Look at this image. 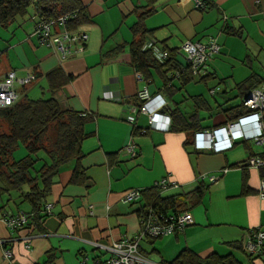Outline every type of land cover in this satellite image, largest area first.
<instances>
[{"label":"crops","instance_id":"crops-1","mask_svg":"<svg viewBox=\"0 0 264 264\" xmlns=\"http://www.w3.org/2000/svg\"><path fill=\"white\" fill-rule=\"evenodd\" d=\"M82 1L90 21L79 31L88 40L66 59L41 42L29 16L0 28V82L10 72L17 78L34 75L15 90L19 99H43L51 96L48 74L61 69L67 80L55 94L60 108L90 117L84 127L89 137L82 144L86 180L73 182L75 160L62 166L47 197L45 210L50 205V211L38 227H8L5 216L31 210L27 203L18 205V194H11L7 208L0 210V264H95L103 252L96 244L111 246L140 233L143 208L147 210L151 199L143 191L161 180L169 184L163 197L202 185L207 191L190 210L193 222L186 229L141 242L146 257L152 260L153 253L157 262L169 264L188 249L202 258L232 254L241 264H264V253L251 256L246 250L253 232L264 230V198L259 195L263 170L244 167L251 155L264 154L262 147L254 148V120L245 115L237 120L241 126L230 149L205 152L196 148V135L148 129V116L131 110L139 92L147 89L153 97L151 108L162 98L161 111L170 118L168 111L179 108L188 118L199 112L205 130L224 125L222 108L239 105L250 92L241 97L238 87L254 74L264 77V0H198L207 3L204 8L196 0ZM141 20L145 44L153 39L160 48L175 51L181 67L184 61L177 50L186 41L217 42L220 52L209 63L208 74L183 83L171 71L170 91L157 68L145 74L139 70L130 49L141 41L134 31ZM114 96L123 101H113ZM236 98L241 101L233 104ZM203 112L213 123H203ZM129 116L136 121L128 122ZM131 144L135 155L127 150ZM43 160L50 162L47 155ZM131 190H140L141 197L126 202ZM6 249L12 251L9 258Z\"/></svg>","mask_w":264,"mask_h":264},{"label":"trees","instance_id":"trees-1","mask_svg":"<svg viewBox=\"0 0 264 264\" xmlns=\"http://www.w3.org/2000/svg\"><path fill=\"white\" fill-rule=\"evenodd\" d=\"M31 8H33L32 11ZM25 16L31 17L35 31L39 23H47L67 16L66 29L71 33H80L79 28L90 21L82 0H0V28H7L18 18ZM142 23L141 20L134 29L135 34L141 36V41L133 43L130 49L132 61L136 67L144 74L145 70L147 71L150 67L157 68L165 80V86L170 91L174 90L168 86L172 78H168L167 73L171 71H181L179 80L183 83L192 81L194 77L186 68V64L184 63L181 67L176 62L175 51H169L171 57L162 65L157 62L150 50L144 49L147 31ZM48 80L51 91L48 99L34 100L27 96L22 99L18 97L13 105L0 107V210L7 208L11 194H18L17 198L20 199L18 205L27 203L31 208L26 213L29 223L22 228L40 226L41 220L46 216L45 207L51 185L62 166L75 160L73 182L83 183L86 180L85 171L81 166L82 144L89 137L84 127L90 117L87 114L64 111L60 108L55 94L67 80L61 69L48 74ZM262 85H264V77L259 78L254 74L238 87L240 96L245 97L249 91ZM222 109V113L227 117L225 124L236 121L250 112L244 106L243 100L237 106ZM168 112L172 119L170 131H182L196 135L206 129L201 124L199 112L189 118L179 108ZM21 145L26 147L28 155L15 160L14 153ZM40 151L46 153L50 162L42 161L39 157ZM41 161L42 164L37 167L38 162ZM262 170L263 178L264 169ZM206 191L207 186L202 185L189 193L163 197L162 191L154 186L152 189L143 191L147 196L151 195L150 204L147 210L143 208V213L152 210L176 215L183 211H190L201 201ZM229 245L234 248L241 247L236 243H229ZM169 264H241V262L232 254L213 253L202 258L186 249Z\"/></svg>","mask_w":264,"mask_h":264},{"label":"built area","instance_id":"built-area-1","mask_svg":"<svg viewBox=\"0 0 264 264\" xmlns=\"http://www.w3.org/2000/svg\"><path fill=\"white\" fill-rule=\"evenodd\" d=\"M198 7H207L206 2L196 0ZM67 16L60 17L56 20H51L47 23H39L36 27V33L40 37L43 44L54 47L61 54L62 59H66L75 54V46L84 44L88 40L87 34L71 33L66 27L65 23ZM57 30V33L54 32ZM61 30V31H60ZM144 49L150 50L155 59L160 64H165L171 57L168 50L162 49L157 45L153 39H149L144 45ZM220 52V46L215 41L209 43L190 42L186 41L177 53L183 54L186 59V68L190 70L194 78H203L208 74L209 63L215 55ZM183 71V70H182ZM181 71H176L174 77L179 79ZM34 76H28L21 79V85H26L34 80ZM18 80L15 72L7 74L5 79L0 82V107H8L14 104L18 99V94L15 90L16 81ZM168 86H172L170 82ZM212 93L215 90L211 91ZM156 98H159L156 97ZM115 102H122L123 98L114 96L111 98ZM138 102L131 106L134 114H146L149 118V128L155 130H169L171 126V118L161 112L164 109L165 103L160 100V104L152 109L151 103L153 97L147 89L139 92L137 95ZM244 106L249 109L247 118H252L256 126V134L252 141L254 144L263 147L264 149V85L260 88H255L243 100ZM128 122L134 123L136 116H129ZM240 122L233 121L222 126L205 130L196 134L194 143L199 151H213L222 152L230 149L236 141L235 135L240 130ZM128 152L135 155V146L133 144L128 146ZM253 167L259 170L264 169V157L258 154L249 157L244 163V167ZM228 169L224 170V173ZM212 182L215 177L210 178ZM169 184L166 180H161L156 184L161 191L166 190ZM259 195L264 198V178L261 179ZM141 197L140 190H131L125 195L126 202H135ZM50 205H47V212L50 211ZM8 227L11 229L22 228L29 223L27 214L8 215L4 218ZM192 215L190 211H185L179 214H169L160 211L144 212L141 216L142 229L140 233L131 240L124 239L113 243L111 246H101L96 244L95 247L100 248L103 252L96 257L95 264H159L155 263L146 257L140 251V244L145 239H157L160 237L176 235L182 232L187 225L192 223ZM27 248H31L30 243ZM248 254L251 256H260L264 253V230L259 229L253 232L252 239L246 246ZM106 254V255H104ZM6 257L12 256V251L6 249Z\"/></svg>","mask_w":264,"mask_h":264},{"label":"rangeland","instance_id":"rangeland-1","mask_svg":"<svg viewBox=\"0 0 264 264\" xmlns=\"http://www.w3.org/2000/svg\"><path fill=\"white\" fill-rule=\"evenodd\" d=\"M31 11L33 10V8H31L30 9ZM182 57H183V61H184V63H186V59H185V57H184V55L183 54H180ZM25 78H27V76L25 77ZM21 79H24V78H18V80L16 81V85L18 84V86L20 87V85H21V83H20V80ZM224 87V86H223ZM230 90V89H229ZM207 94V93H206ZM210 94V93H209ZM235 95V94H234ZM40 97V96H39ZM48 97L49 96H46V98H43V99H48ZM207 97H209L208 99L211 101H214V99H213V97L212 96H207ZM236 101H241L240 100V98H236V99H234V100H232L231 102L234 104ZM203 114V118H204V120H203V123H205V125L206 124H208V123H213V119L212 118H210L209 117V114H207V113H205V112H203L202 113ZM261 147V146H260ZM256 150H260V148H259V146H256L255 145V147H254ZM28 155V151H27V149H26V147H24V145H21L17 150H16V152L14 153V159L15 160H20V159H22V158H24V157H26ZM39 157L40 158H42V157H46V153L44 152V151H40V153H39ZM41 163L42 162H38V164H37V167H39L40 165H41ZM18 197V196H17ZM154 254L152 253V255H151V259L153 260V262H155V263H159V262H157V260L155 259V258H153L152 256H153ZM160 264V263H159Z\"/></svg>","mask_w":264,"mask_h":264},{"label":"bare ground","instance_id":"bare-ground-1","mask_svg":"<svg viewBox=\"0 0 264 264\" xmlns=\"http://www.w3.org/2000/svg\"><path fill=\"white\" fill-rule=\"evenodd\" d=\"M34 76V75H33ZM216 90V89H215ZM216 93V92H215ZM233 147V146H232ZM263 148V147H262ZM251 156H253V155H251ZM262 157H264V156H262ZM248 167V166H247ZM264 178V177H263ZM184 212V211H183ZM186 229V228H185ZM82 260V259H81ZM89 260V259H88ZM88 261H86V263H87Z\"/></svg>","mask_w":264,"mask_h":264},{"label":"water","instance_id":"water-1","mask_svg":"<svg viewBox=\"0 0 264 264\" xmlns=\"http://www.w3.org/2000/svg\"><path fill=\"white\" fill-rule=\"evenodd\" d=\"M162 113H164L163 111H161Z\"/></svg>","mask_w":264,"mask_h":264}]
</instances>
